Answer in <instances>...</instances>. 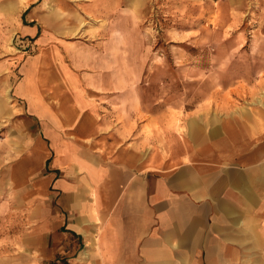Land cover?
<instances>
[{
    "label": "rangeland",
    "instance_id": "1",
    "mask_svg": "<svg viewBox=\"0 0 264 264\" xmlns=\"http://www.w3.org/2000/svg\"><path fill=\"white\" fill-rule=\"evenodd\" d=\"M213 119L263 150L246 184L261 224L231 264H264V0H0V264L20 249L9 170L35 139L48 162L123 132L171 158L198 131L212 141Z\"/></svg>",
    "mask_w": 264,
    "mask_h": 264
},
{
    "label": "crops",
    "instance_id": "2",
    "mask_svg": "<svg viewBox=\"0 0 264 264\" xmlns=\"http://www.w3.org/2000/svg\"><path fill=\"white\" fill-rule=\"evenodd\" d=\"M213 125L212 141L198 131L171 158H162L150 140L123 132V141L112 135L115 144L104 150L96 141L84 146L78 136L59 148L54 138L58 149L48 162L35 139L9 170L19 214L10 239L20 249L7 261L231 264L237 240H248L261 224L250 215L246 184L247 168L261 164L263 150L248 154ZM256 169L262 172L261 165Z\"/></svg>",
    "mask_w": 264,
    "mask_h": 264
}]
</instances>
